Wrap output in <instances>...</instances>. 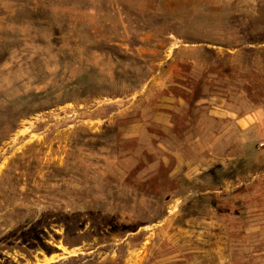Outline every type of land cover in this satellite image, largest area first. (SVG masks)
Returning <instances> with one entry per match:
<instances>
[{"label": "rangeland", "instance_id": "rangeland-1", "mask_svg": "<svg viewBox=\"0 0 264 264\" xmlns=\"http://www.w3.org/2000/svg\"><path fill=\"white\" fill-rule=\"evenodd\" d=\"M262 144L264 0H0V264H264Z\"/></svg>", "mask_w": 264, "mask_h": 264}, {"label": "crops", "instance_id": "crops-1", "mask_svg": "<svg viewBox=\"0 0 264 264\" xmlns=\"http://www.w3.org/2000/svg\"><path fill=\"white\" fill-rule=\"evenodd\" d=\"M134 46V44L132 43V42H128V43H126L125 44V47L126 48H132ZM181 48V47H180ZM185 50H186V48H184ZM179 50V48H176V47H174V56H176L177 58H183V57H187L188 55H189V52H188V50H186V51H184V52H182V53H180V54H177L176 55V52ZM149 55H151V57H154V59L152 58L151 59V61H152V65H153V67H152V70L151 71H153V72H151V76L148 78V80H158L159 78H160V75H161V78H163V79H166V73H161L160 74V72L158 71V69H159V66H160V64H161V60H158V57L156 58L154 55L155 54H149ZM153 55V56H152ZM157 65V66H156ZM158 72V73H157ZM165 77V78H164Z\"/></svg>", "mask_w": 264, "mask_h": 264}, {"label": "built area", "instance_id": "built-area-1", "mask_svg": "<svg viewBox=\"0 0 264 264\" xmlns=\"http://www.w3.org/2000/svg\"><path fill=\"white\" fill-rule=\"evenodd\" d=\"M261 146H264V144H262Z\"/></svg>", "mask_w": 264, "mask_h": 264}]
</instances>
